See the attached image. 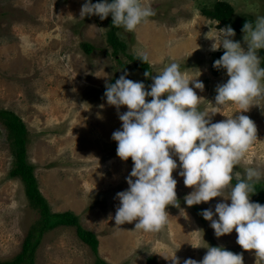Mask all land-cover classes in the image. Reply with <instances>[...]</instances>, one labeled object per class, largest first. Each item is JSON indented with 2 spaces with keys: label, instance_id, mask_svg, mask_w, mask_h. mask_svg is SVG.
I'll return each instance as SVG.
<instances>
[{
  "label": "rangeland",
  "instance_id": "1",
  "mask_svg": "<svg viewBox=\"0 0 264 264\" xmlns=\"http://www.w3.org/2000/svg\"><path fill=\"white\" fill-rule=\"evenodd\" d=\"M135 1L131 27L118 34L128 53L148 58L154 91L183 121L192 143L151 100L143 71L113 54L105 3L0 0V110L26 124L40 192L53 212L73 211L97 234L99 254L111 264H150L149 258L155 264H264V210L235 183H264L257 47L264 0H224L235 16L253 18L251 33H234L201 13L218 0ZM82 42L95 48L88 54ZM229 48L236 54L225 73L215 75L216 52ZM117 76L124 79L114 83L115 97L106 98L103 90ZM142 106L157 154L134 137ZM0 130L4 261L22 250L40 212L30 205L23 181L9 177L14 157L3 120ZM196 144L214 151L221 170H210L211 152H198ZM163 173L170 197L157 202ZM190 203L204 210V220ZM213 243L235 249L239 258ZM94 262L73 226L48 230L36 250L35 264Z\"/></svg>",
  "mask_w": 264,
  "mask_h": 264
},
{
  "label": "trees",
  "instance_id": "2",
  "mask_svg": "<svg viewBox=\"0 0 264 264\" xmlns=\"http://www.w3.org/2000/svg\"><path fill=\"white\" fill-rule=\"evenodd\" d=\"M98 2L105 3L108 12V30L106 39L108 45L112 48L114 55L122 53L125 55L133 66L143 71L144 74V88L150 92V98L153 102L159 104L167 117L169 122L178 124L179 130L186 142L192 143V138L188 131L183 126V121L171 110L168 101L162 94H157L153 89L152 78L153 70L148 58L140 54H132L127 52V42L119 36V31L122 26L131 27L133 19L137 14L139 2L135 0H98ZM201 13L209 19H214L220 22V25L227 26L230 31L234 33H251L255 29V23L252 17L235 16V8L233 5L224 0L216 1L212 6L201 7ZM82 47L89 54L95 48L90 42H82ZM257 47L260 59V72L264 80V23L261 24L258 30ZM236 52L234 49L220 50L216 52V58L211 63V70L215 75L224 74L227 69L228 61L234 57ZM120 61V60H119ZM121 62V61H120ZM122 63V62H121ZM124 66V63L122 64ZM122 76L115 77L103 90L106 98L112 99L115 97L114 83ZM124 79V78H123ZM124 90L134 97L139 99V95L128 86H124ZM142 125L139 127L134 137L143 146H147L152 153L157 154L154 143L148 135V116L145 108L142 106ZM3 120L8 130V140L11 144L13 152V165L9 172V177L20 178L25 185V192L29 199L30 205L38 209L40 212V219L28 231L23 244L22 250L12 259L0 261V264H35L36 250L45 234L50 229L57 226H73L79 238L90 246L95 255L94 264H111L103 259L99 254V238L97 234L85 228L80 221V218L73 211L53 212L48 200L42 195L39 189V180L35 174V166L28 160V129L24 121L13 111L7 109L0 110V121ZM1 133V130H0ZM198 152L208 150L210 159L208 164L210 170L216 172L221 170V165L214 159L215 153L208 146L204 144H196ZM198 155H200L198 153ZM162 171H164L162 169ZM167 178L163 173L162 181L160 183L161 191L155 195V200L161 202L163 199L170 197L166 192ZM241 187L248 189L256 204L264 210V183L261 181H235ZM178 199V198H177ZM196 210L197 214L202 220L206 215L204 210L197 204L190 203ZM213 247L222 251L229 257L238 259L239 255L233 248L222 247L213 243ZM150 264H155L153 258H149Z\"/></svg>",
  "mask_w": 264,
  "mask_h": 264
},
{
  "label": "bare ground",
  "instance_id": "3",
  "mask_svg": "<svg viewBox=\"0 0 264 264\" xmlns=\"http://www.w3.org/2000/svg\"><path fill=\"white\" fill-rule=\"evenodd\" d=\"M102 248V247H101ZM113 257V256H112Z\"/></svg>",
  "mask_w": 264,
  "mask_h": 264
},
{
  "label": "clouds",
  "instance_id": "4",
  "mask_svg": "<svg viewBox=\"0 0 264 264\" xmlns=\"http://www.w3.org/2000/svg\"><path fill=\"white\" fill-rule=\"evenodd\" d=\"M100 244V243H99Z\"/></svg>",
  "mask_w": 264,
  "mask_h": 264
}]
</instances>
